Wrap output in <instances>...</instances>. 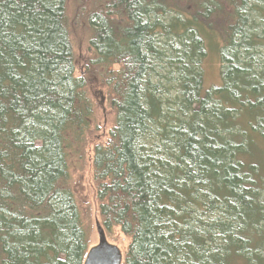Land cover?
Here are the masks:
<instances>
[{"label": "trees", "instance_id": "obj_1", "mask_svg": "<svg viewBox=\"0 0 264 264\" xmlns=\"http://www.w3.org/2000/svg\"><path fill=\"white\" fill-rule=\"evenodd\" d=\"M204 33L222 78L205 92ZM92 81L115 112L93 169L123 264H264V0H0V264H84L70 159Z\"/></svg>", "mask_w": 264, "mask_h": 264}, {"label": "rangeland", "instance_id": "obj_2", "mask_svg": "<svg viewBox=\"0 0 264 264\" xmlns=\"http://www.w3.org/2000/svg\"><path fill=\"white\" fill-rule=\"evenodd\" d=\"M72 39L76 58L77 75L84 72L85 60L91 57L89 48L88 31L73 24ZM208 55L205 57L204 66V92L208 89L220 86L221 58L219 53V36L204 33ZM89 92L95 105L93 121V137L87 147L80 154H72L70 159V184L75 193L80 209L82 221L88 231L89 250L99 243L97 221H101L99 201L97 198V185L94 179L93 155L94 147L98 141H106L110 130L114 125L115 112L110 107L106 90L92 81L89 84ZM110 243L117 245L124 254L129 247L130 238L125 236L120 228L112 232L106 231Z\"/></svg>", "mask_w": 264, "mask_h": 264}, {"label": "water", "instance_id": "obj_3", "mask_svg": "<svg viewBox=\"0 0 264 264\" xmlns=\"http://www.w3.org/2000/svg\"><path fill=\"white\" fill-rule=\"evenodd\" d=\"M99 243L88 250L84 264H123L124 254L121 249L109 242L106 230L97 221Z\"/></svg>", "mask_w": 264, "mask_h": 264}]
</instances>
